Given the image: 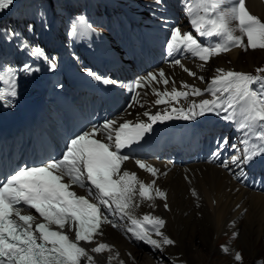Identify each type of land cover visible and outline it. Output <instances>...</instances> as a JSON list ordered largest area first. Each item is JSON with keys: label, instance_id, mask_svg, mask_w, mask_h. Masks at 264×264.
<instances>
[{"label": "snow or ice", "instance_id": "snow-or-ice-1", "mask_svg": "<svg viewBox=\"0 0 264 264\" xmlns=\"http://www.w3.org/2000/svg\"><path fill=\"white\" fill-rule=\"evenodd\" d=\"M162 2L157 0L158 4ZM13 3L14 0H0V12ZM184 7L199 37L219 39L214 44L203 45L191 32L182 33L179 27H174L167 45L169 54L187 52L207 62L212 56L230 51L233 47H243L245 51L249 47L264 49V21L250 14L245 0H185ZM78 20L83 21L84 18L79 17ZM85 29L91 30L86 22L80 28L81 34ZM237 31L240 35H236ZM18 35L16 32L9 33L10 38ZM29 51L32 57L47 61L51 69L56 68L55 60L50 59L40 47H29ZM173 63L183 67L180 59H174ZM20 71L30 73L39 69L25 64ZM85 71L104 84L118 83L103 79L90 69ZM184 71L196 76L188 68ZM256 71L264 73V68ZM216 72L205 90L187 84H183L182 88H190V92L175 87L171 92L153 89V94L158 97L154 101L156 105L169 103V100L179 103L180 98L203 96L205 92L211 95V99H202L198 104L192 101L186 108L171 107V111L165 110L163 114L145 112L143 115L148 116V122L133 124L132 121H125L117 125V121L112 120L102 126H93L71 139L61 159H53L38 167H22L5 177L0 182V264H81L82 260L86 264H95L90 253H111L113 246L97 243L87 249L80 242L93 243L96 236L103 235V224L118 226L106 213L119 214L121 220L130 221L126 231L131 233L132 238L153 249L163 252L165 246L174 245L175 241L161 231L166 224L164 219L151 215L140 219L133 214L140 201H151L154 196L166 200V193L154 188L156 179L146 184L135 172L121 171L123 162L129 159L121 152L142 140L157 122L174 117L192 120L215 112L223 114L222 119L233 123L241 134L242 147L232 145L237 149L236 154L228 161H222L220 167L232 171L230 166H235L240 169L235 178L240 179L246 175L245 166L264 160V75L222 68L216 69ZM16 75L15 68L0 70V82L7 86L0 89V101L8 107L12 106V98L17 95ZM199 79L203 80V77ZM152 82H162L167 86L170 81L160 70L136 80L129 90L143 88ZM133 99L139 103L135 97ZM227 145L225 138L222 146ZM135 163L152 177H158L159 170L152 165L140 160ZM73 186L85 189L87 195H78L72 190ZM192 195H197L195 190ZM164 208L168 209L167 203ZM33 209L42 220L31 214ZM72 233L74 235H70ZM237 235L233 233L234 237ZM222 251L228 253L229 248L222 246ZM115 257H119L118 252ZM115 257L109 256V260ZM234 259L241 262V254L235 253ZM120 264L124 262L120 261ZM257 264H264V261H257Z\"/></svg>", "mask_w": 264, "mask_h": 264}, {"label": "bare ground", "instance_id": "bare-ground-1", "mask_svg": "<svg viewBox=\"0 0 264 264\" xmlns=\"http://www.w3.org/2000/svg\"><path fill=\"white\" fill-rule=\"evenodd\" d=\"M30 1L16 0L15 13L0 23V52L6 49L20 50L22 45H28L30 42L20 26L21 13ZM247 9L250 14H255L264 20L262 0H247ZM11 32L19 35L10 38L9 33ZM50 33L53 38L54 30ZM88 36L85 31L81 34L79 29L75 45H67V47L70 50L75 49L79 44V38L88 39ZM56 39L60 45L65 44L58 34ZM61 50L65 48L54 46L55 52ZM256 51L243 53L240 50H234L227 58H218L216 69L250 72L256 65L254 63L257 57L254 54ZM226 60H230L231 64L228 65ZM162 185L169 190L167 203L170 205V211H165L163 204L159 205L158 209L166 218L164 234L175 241L174 245L165 246L164 251L180 258H177V261L204 264L203 259L208 254H195L194 243L197 239L202 240L211 252L221 254L223 252L219 244L225 241L229 243L233 233H238L239 241L235 244L242 245L248 253L252 241L261 245V238H264V197L253 195L243 189L236 192V186L228 183L226 176L219 169L214 167L201 169L199 174H194L190 178L189 183L184 181L181 175L171 174L162 181ZM193 190L196 191V196L192 195ZM160 213L157 212L154 216L164 218ZM105 233L108 234L105 238L115 245L119 257L109 260V256L112 255L105 253L98 257V264H120V261L124 264H158L150 256L143 254L138 248L121 239L114 231L106 230ZM233 245L229 246L233 247ZM262 246L257 249V252L262 250ZM247 252H245L247 256H252V259L256 260L257 252L256 254ZM224 262L228 264L227 261L224 260Z\"/></svg>", "mask_w": 264, "mask_h": 264}, {"label": "rangeland", "instance_id": "rangeland-1", "mask_svg": "<svg viewBox=\"0 0 264 264\" xmlns=\"http://www.w3.org/2000/svg\"><path fill=\"white\" fill-rule=\"evenodd\" d=\"M42 1H48V0H33L32 2L29 3L27 8L24 7V9L25 8L26 9L23 12L24 20L22 22V26H23V28L25 29L26 32L29 31V26L33 25V21L30 20V19H27L28 13L35 7V5L41 4ZM79 12H81V11H79ZM97 14L102 16L101 11L99 9L97 11ZM104 20L106 21V19H102L99 22L100 26H102V24L104 23ZM254 54H256V56H257L255 61H254V63L256 64L255 66H257V64L260 65L261 63H264V56H263L264 55V51L257 50L256 52H254ZM244 58H246V56H244ZM227 64H228V60H227ZM221 240H223V239H221ZM252 240H254V239H252ZM238 241H239V239L234 240L232 242V244H234L233 247H236L235 250L242 252L243 260H244V263H242V264H257V261H264V238H261V245H263L262 246V250H258V252H257V249L261 245H257V243L255 244V241H252V245L250 247V252L249 253L246 251V249L244 247H242V245L235 244ZM253 242H254V245H253ZM223 244H224V242H221L219 244V246L221 247V245H223ZM225 244H228V242L225 241ZM194 246H195V254L196 255H198L200 253H203L204 255L208 254L203 259L204 264H226V262H224V260L227 261L228 264H240V263H238V262L233 260L232 252L222 253V254L218 253V252H215V251L211 252L209 247L204 242H202V240L197 239L195 241V243H194ZM254 249H255V251H254ZM140 252L143 253V251H140ZM245 252H247L248 254H256V252H257L258 256H257L256 260H253L252 256H247ZM144 257H146V256H144Z\"/></svg>", "mask_w": 264, "mask_h": 264}]
</instances>
